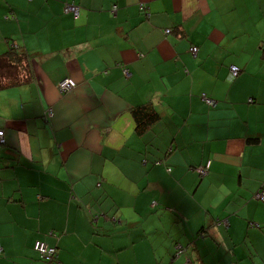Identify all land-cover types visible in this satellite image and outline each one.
<instances>
[{
    "label": "crops",
    "instance_id": "1",
    "mask_svg": "<svg viewBox=\"0 0 264 264\" xmlns=\"http://www.w3.org/2000/svg\"><path fill=\"white\" fill-rule=\"evenodd\" d=\"M12 47L0 264H264V0H0Z\"/></svg>",
    "mask_w": 264,
    "mask_h": 264
},
{
    "label": "trees",
    "instance_id": "2",
    "mask_svg": "<svg viewBox=\"0 0 264 264\" xmlns=\"http://www.w3.org/2000/svg\"><path fill=\"white\" fill-rule=\"evenodd\" d=\"M28 55L13 48L0 56V88L22 84L30 80L31 69ZM239 68V67H238ZM238 76V75H237ZM144 109V110H143ZM135 115L141 114L139 126L143 127L157 118V114L149 108H138Z\"/></svg>",
    "mask_w": 264,
    "mask_h": 264
},
{
    "label": "built area",
    "instance_id": "3",
    "mask_svg": "<svg viewBox=\"0 0 264 264\" xmlns=\"http://www.w3.org/2000/svg\"><path fill=\"white\" fill-rule=\"evenodd\" d=\"M140 7L141 9H144L143 5H140ZM64 11L71 12L75 17L78 15V7H76L73 4H65ZM169 32H170L169 29L165 30V33H169ZM190 51L192 52L193 55H196L198 48L196 46H192L190 48ZM229 71L232 77H236L239 74L240 69L236 65H230ZM123 72L125 76L129 75L127 69H124ZM75 86H76V82L69 77H65L57 83V88L62 93L71 91L72 89H74ZM203 98L208 105L215 104V102L212 99L207 98L205 96H203ZM3 143H4L3 130H0V144ZM209 167H210V161L208 160L203 166H199L195 170L200 177H204L208 174ZM254 198L260 201H264V194L258 192L254 195ZM224 223L226 224V221H224ZM33 248L38 253L41 259L48 262L53 261L57 255V250L55 247H50L42 241H36L34 243ZM1 251H2V247L0 245V252ZM180 252H182V249L178 250V253Z\"/></svg>",
    "mask_w": 264,
    "mask_h": 264
},
{
    "label": "rangeland",
    "instance_id": "4",
    "mask_svg": "<svg viewBox=\"0 0 264 264\" xmlns=\"http://www.w3.org/2000/svg\"><path fill=\"white\" fill-rule=\"evenodd\" d=\"M43 260V259H42Z\"/></svg>",
    "mask_w": 264,
    "mask_h": 264
}]
</instances>
